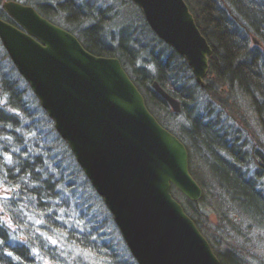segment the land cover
I'll list each match as a JSON object with an SVG mask.
<instances>
[{
  "label": "trees",
  "instance_id": "trees-1",
  "mask_svg": "<svg viewBox=\"0 0 264 264\" xmlns=\"http://www.w3.org/2000/svg\"><path fill=\"white\" fill-rule=\"evenodd\" d=\"M185 2L198 30L211 46L207 77L213 76L214 84L204 82L200 87L182 56L155 36L141 14L142 26L136 28L141 36L134 29L122 35L124 29L113 37L107 34L110 7L81 0L25 3L76 35L92 55L118 58L154 117L185 144L193 167L209 170L213 182L198 178L218 190L217 210L221 209L218 204L224 203L238 220H230L219 212L227 235L207 241L219 263L264 264V258L254 256L251 248L240 243H249L252 230L259 240L264 238V153L259 149L246 152L218 114L211 117L196 104L199 89L221 107L227 101L221 97L225 90H235L246 100L264 133V0ZM0 19L14 24L1 6ZM252 36L259 44L253 42ZM154 81L179 102V114L185 121L179 124L178 133L168 123L176 113L153 88ZM262 148L264 151L263 138ZM195 157L200 161H195ZM251 163L255 167L253 172ZM0 191L4 195V214L10 222L0 223V264H42L41 258L49 264H89L62 247L86 251L105 264H137L124 240L122 247L112 239L118 228L102 198L16 70L1 41ZM99 204L104 209L95 210L93 207ZM184 210L202 232V215L196 203L185 199ZM101 213L106 216L100 220ZM231 236L238 243H228ZM52 239L61 241V248ZM257 242L252 240L250 245Z\"/></svg>",
  "mask_w": 264,
  "mask_h": 264
},
{
  "label": "water",
  "instance_id": "water-1",
  "mask_svg": "<svg viewBox=\"0 0 264 264\" xmlns=\"http://www.w3.org/2000/svg\"><path fill=\"white\" fill-rule=\"evenodd\" d=\"M130 1L204 86L212 50L185 0ZM1 7L14 22L0 19L3 48L102 198L136 263L220 264L172 195L175 188L195 203L202 196L187 147L154 117L118 58L92 55L33 6L6 0ZM152 85L179 113V102Z\"/></svg>",
  "mask_w": 264,
  "mask_h": 264
},
{
  "label": "rangeland",
  "instance_id": "rangeland-1",
  "mask_svg": "<svg viewBox=\"0 0 264 264\" xmlns=\"http://www.w3.org/2000/svg\"><path fill=\"white\" fill-rule=\"evenodd\" d=\"M6 0H1L0 6L2 3ZM12 1H18L23 4H26L25 2L27 0H12ZM80 1V0H79ZM81 1H93L100 7H110L111 12L109 14V27H107V34L117 37L118 32L120 30H124L121 34L124 35V32L128 30H133L135 33H139L136 28H140L139 26H142L140 22L141 11H139L138 7L130 0H81ZM3 9V8H2ZM141 14V15H140ZM61 26V25H59ZM139 36L140 33L138 34ZM252 38H254L252 36ZM257 40V39H256ZM254 42V41H253ZM255 43V42H254ZM259 44V41L257 40V43ZM214 77H205L204 82L214 84ZM232 92V93H231ZM229 92V90H225V93L222 94L221 97H226L227 101L225 102L224 107H221V104L217 101H212L207 93L204 92L203 89L198 90V98H197V105L199 110L204 112H207L211 117L216 116L218 114L220 116L221 121L223 124H226L227 128H229V131L232 135V137H237V142L239 145L242 146V148L248 153H251L255 150H260L262 153H264L262 148V138L264 139V133L261 130L259 124L256 122L255 118L253 117V113L250 111V108L243 99L240 98L238 92L235 90ZM235 103V104H234ZM184 120V117L181 116L179 113H176L175 117H170V120L168 123L170 124V127L174 129L175 132H179V124L182 123ZM260 141V142H259ZM247 153V154H248ZM197 159V160H196ZM198 157H195V161L198 160ZM250 169L254 170V164H250ZM189 169L190 174L193 179H195L202 189V196L201 198L196 201L197 210L200 211L201 217L199 218V221H201L202 225V234L204 235L205 239L207 241L215 239L214 236L223 235L226 236L227 233V227L223 224L222 216L220 213H225L228 219L234 220L235 222H238L236 215L233 214L232 210H227L226 205L223 203L222 206L218 204V207H220V210H217V202H218V190L214 188L213 184L210 183H203L200 181L202 179L203 181L208 180L209 182H213L214 179L208 174L207 169H203L200 167H193V164L191 163L189 159ZM200 177V179L198 178ZM264 175L261 179V182L263 184ZM264 185V184H263ZM172 195L174 199L180 202V204L183 207L185 205V197L177 191L175 188H171ZM214 194L217 198H214ZM4 198V195L0 191V223H3L4 225H10V222L7 218V215L4 214V209L2 207V200ZM184 204V205H183ZM95 206V205H94ZM95 210L96 208H102L104 209V205L99 204V206L93 207ZM104 211V210H103ZM102 212V211H101ZM185 212V210H184ZM105 213V212H104ZM187 213V211H186ZM188 214V213H187ZM106 215L101 213L100 220L105 217ZM189 216V215H188ZM190 217V216H189ZM2 220V221H1ZM35 221V220H34ZM115 224V223H114ZM117 226V225H116ZM108 234L109 231L106 228ZM201 232V231H200ZM228 232V231H227ZM21 234V233H19ZM233 238V236H231ZM110 238V237H109ZM230 238L228 243H238L234 241L235 238ZM259 236L252 230L250 234L248 235V241L249 243L246 245L245 241L238 240L241 244H245V247L251 248L250 251L254 252V256H260V258H264V250L261 251L260 248L264 247V238L261 240L258 239ZM111 239V238H110ZM115 242H117L120 246L123 245L122 242V236L119 234V230L116 231L113 234L112 237ZM252 240L258 241L257 244L250 245ZM52 243H57L59 247L61 246V241L56 239L51 240ZM261 243V244H260ZM123 247V246H122ZM127 247V246H126ZM244 247V246H243ZM61 248V247H60ZM63 249L68 250L70 255H72L76 259H84L89 264H105V262L100 261V259L96 258L93 254H90L86 251H80V249L77 248H71V247H62ZM42 264H49L44 258H41Z\"/></svg>",
  "mask_w": 264,
  "mask_h": 264
}]
</instances>
